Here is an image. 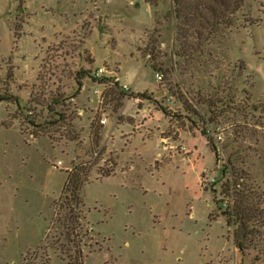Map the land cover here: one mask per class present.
Wrapping results in <instances>:
<instances>
[{"label":"rangeland","instance_id":"obj_1","mask_svg":"<svg viewBox=\"0 0 264 264\" xmlns=\"http://www.w3.org/2000/svg\"><path fill=\"white\" fill-rule=\"evenodd\" d=\"M201 3L0 0V264H264V0Z\"/></svg>","mask_w":264,"mask_h":264},{"label":"trees","instance_id":"obj_2","mask_svg":"<svg viewBox=\"0 0 264 264\" xmlns=\"http://www.w3.org/2000/svg\"><path fill=\"white\" fill-rule=\"evenodd\" d=\"M175 3V11H179L178 9L181 8V10H185L187 8L186 2L191 0H173ZM215 2L219 3L221 6H223V11L216 13L215 8L210 6L207 2H203L200 0L201 5H206V9L210 11L211 13V25L214 28V30H217L219 25L223 26H230L233 24V15L235 12L242 6L243 0H214ZM191 18V16L189 15ZM201 17L203 19H206V16L204 14H201ZM198 18V17H197ZM198 34V33H197ZM187 35H184V38ZM87 72L79 71V75L77 77V87L75 88L73 95L77 94L79 90L81 89L83 83L81 82V77L86 75ZM0 100H12L11 94H8L7 96H1ZM16 101V99H13ZM61 102L59 99L53 98L51 102L47 103L48 111L52 114H56L59 117L52 121V123H57V121L64 117L63 113L58 114L59 112L56 110V106ZM163 111L166 112V109L163 108ZM74 177H76L75 174H73ZM72 175V176H73ZM68 181H71V175H68ZM71 199L74 200L73 205L69 206L70 209H73V207H77V204L79 203V199L77 198V195H75L74 191L71 192ZM252 209L246 207L245 200L243 197L234 196L232 199V204L230 205L229 209H225L223 211L227 214L226 222L228 224L234 223L236 224V230H235V238L234 242L235 245L238 247L239 250L242 251L243 245L247 239V235L249 233L248 231V221L252 217L250 211ZM69 264H84L83 258L81 252H77L69 259Z\"/></svg>","mask_w":264,"mask_h":264},{"label":"built area","instance_id":"obj_3","mask_svg":"<svg viewBox=\"0 0 264 264\" xmlns=\"http://www.w3.org/2000/svg\"><path fill=\"white\" fill-rule=\"evenodd\" d=\"M107 72V70H106V67L104 66V65H102V66H99V67H97L96 68V76H98V77H102L103 75H105V73ZM156 76L158 77V78H161V75L159 74V73H156ZM109 77V76H108ZM105 79H106V77H105ZM103 82L105 83V80H103ZM123 87L125 88V89H127V84H123ZM102 121H104L103 119H101V122ZM217 264H220V263H217Z\"/></svg>","mask_w":264,"mask_h":264}]
</instances>
